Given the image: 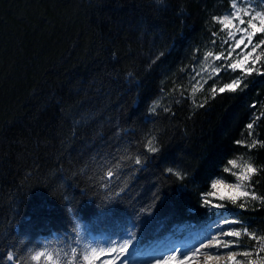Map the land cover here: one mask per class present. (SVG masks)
Listing matches in <instances>:
<instances>
[{
	"label": "trees",
	"instance_id": "16d2710c",
	"mask_svg": "<svg viewBox=\"0 0 264 264\" xmlns=\"http://www.w3.org/2000/svg\"><path fill=\"white\" fill-rule=\"evenodd\" d=\"M229 12V0H0L4 264H11L7 252L33 264L32 251L43 246L82 245L79 226L114 238L133 212L156 217L143 228L145 252L207 219L202 197L225 177L230 159L264 168V147L243 146L264 141V76H247L246 88L221 94L241 75L223 70L191 91L193 68L222 49L224 33L211 43L220 28L212 17ZM155 101L161 106L153 114ZM153 137L155 153L147 151ZM252 184L264 196V171ZM234 210L243 226L264 235V203Z\"/></svg>",
	"mask_w": 264,
	"mask_h": 264
},
{
	"label": "snow or ice",
	"instance_id": "6c2138e0",
	"mask_svg": "<svg viewBox=\"0 0 264 264\" xmlns=\"http://www.w3.org/2000/svg\"><path fill=\"white\" fill-rule=\"evenodd\" d=\"M155 3L163 5L164 0H155ZM261 4L264 5V0H261ZM229 8V13L212 17L213 23L219 24L220 28L218 32L211 33L213 46L216 44V37L220 33H225L226 38L223 39L222 43L227 47L216 53L208 51L203 56L204 62H208L210 59L213 64L221 62L217 66L210 65L211 71L207 73L208 78L218 76L223 70L241 73L239 77L219 87L218 91L221 94L226 90L230 92L242 90L241 85L244 84V79L247 76L252 74L264 76V10H257L252 0H239V2L238 0H229ZM258 35L261 36V39L257 41ZM193 73L191 78L195 83L192 85L191 91L194 93L198 86L207 83V81L201 78L202 72L196 71L195 68H193ZM244 87L246 88L247 85L244 84ZM211 92L215 95L217 88L212 87ZM184 98L190 99L188 96ZM160 106L159 101L153 102L151 112L155 114ZM199 106L203 107L204 105L200 104ZM252 107L255 108V105ZM164 111H170V109L165 107ZM259 118L256 117V119ZM246 127L250 130L249 136H251L254 122L247 124ZM154 140L155 137L147 141V151L152 153L158 151L153 146ZM236 143L241 145L243 142L236 141ZM243 146L252 150L258 146L264 147V141L253 139L250 144H243ZM134 163L142 165L143 161L137 156ZM227 163L231 167H225L223 171L234 176L235 182L224 184L223 180L214 179L211 182L212 191L207 192L202 197L201 206L206 210L205 215L208 221L204 239L187 249L175 246L161 252V254L152 255L146 264H170L172 261H177V264H184L185 261L200 255L201 250H204L202 255L205 264L210 260L217 261V264H264V235L258 236L255 231H249L248 227L243 226L242 221L235 218L230 219L222 211H212L213 209H225L227 203H231L242 211L247 210L250 201L264 203V196L258 195L252 184L253 176L259 175L260 172L264 171V168L258 169L248 161L238 163L237 159H230ZM119 167L120 165L117 163L113 168H109L106 173L109 180L116 175ZM232 169H240V171L235 172ZM166 172L175 175L178 179H184L180 171L168 168ZM222 187L227 189L226 193L221 192ZM123 191L121 189L116 195H121ZM165 203V199L159 201V208ZM64 210L66 213L71 211L68 208ZM231 215L235 217L236 214L232 213ZM155 218L150 212H145L143 219L136 212L129 213L122 231L115 234L114 238L106 240L104 247L93 246L89 243L83 245L78 243L76 247H70L68 251L45 247L44 250L32 253L30 260L33 264H112L113 261L116 264H129V259L139 251L140 244L143 243L144 226ZM235 224H240L241 227H225ZM214 228L215 232L213 231ZM242 236H247L255 244L252 247L242 246L240 244ZM130 249L131 254L129 253ZM4 255L11 264H24L22 257L13 255L11 252ZM0 264H4V261L0 260Z\"/></svg>",
	"mask_w": 264,
	"mask_h": 264
},
{
	"label": "rangeland",
	"instance_id": "374dc122",
	"mask_svg": "<svg viewBox=\"0 0 264 264\" xmlns=\"http://www.w3.org/2000/svg\"><path fill=\"white\" fill-rule=\"evenodd\" d=\"M239 2V0H238ZM252 2L255 4V6L257 7V10H264V5L261 4V0H252ZM243 6V5H241ZM226 38L225 33H224V39ZM259 39H261V36H257L256 40L258 41ZM226 45H223L222 43V48H226ZM221 62H215L213 64L212 60L210 59L208 62H204L202 60V62L199 65V68L197 71L202 72V79H204L205 75L211 71V66H217L219 65ZM200 88V86H198L196 89ZM237 159L238 163H243V159L242 157H238V158H234ZM228 167H231L230 165H228ZM235 172H239L240 169H232ZM224 181V184H231L235 182V177L232 176L230 173H227L225 175V177L222 178H218ZM221 192L226 193L227 189L225 188H221ZM212 199V198H210ZM234 208H236V206H232V207H226L223 210H219V209H213L212 211H222L224 212L225 215H228V217L231 218H235L237 219V211L234 210ZM235 213V217H233L231 214ZM207 219L199 224V225H191L189 226H184L178 229L179 233H182L181 236H169L166 237L165 239L160 240L155 246H153L150 250H146L145 252H136L134 254V256H132L129 259V264H146V261L152 256V255H158L161 254V252L167 251L168 249L175 247V246H181L184 249L193 247L194 245L197 244V242L201 239H204L205 235H206V227H207ZM225 227L227 228H240L239 224H235V225H226ZM80 231H81V244H85V243H89L92 244L93 246H97V247H104L105 244L104 242L106 240H108L109 238L106 236H102V235H94L92 233H90L89 231H86L85 228H83L82 226H79ZM213 231L215 232V228L213 229ZM245 236H242L240 239V244L242 246L247 245V243L244 241ZM45 246H43L42 249H38L36 251H41L44 250ZM53 248V247H50ZM35 250L32 251V253L36 252ZM204 250H201V254L198 255L196 258L194 259H190L188 261H185L184 264H205L204 262V257L202 255ZM31 253V254H32ZM129 253L131 254V249L129 250ZM112 264H116L115 261L112 262ZM170 264H177V261H172L170 262ZM207 264H217V261L215 260H210L207 262Z\"/></svg>",
	"mask_w": 264,
	"mask_h": 264
}]
</instances>
